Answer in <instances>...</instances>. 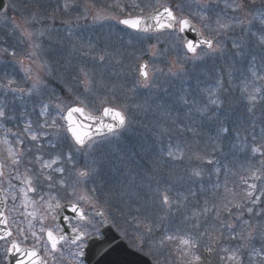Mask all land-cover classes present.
I'll return each mask as SVG.
<instances>
[{
  "label": "snow or ice",
  "instance_id": "snow-or-ice-1",
  "mask_svg": "<svg viewBox=\"0 0 264 264\" xmlns=\"http://www.w3.org/2000/svg\"><path fill=\"white\" fill-rule=\"evenodd\" d=\"M249 2L254 5L256 0H231V2L228 0H191L190 3L188 0H179V2L173 3H162L161 0H132V3L123 6L114 5V8H118L123 13L122 16L107 15L105 9H96L92 13L87 3L81 5L77 3V0H64L60 8L65 13L70 9L83 8V13L75 17L76 20L87 21L91 15L93 23L115 21L117 25L125 26L132 30L128 35L138 44L145 46L141 51L145 55L150 53L152 57L160 55V52L152 51V49L161 44L162 35L173 32L186 34L190 31L200 33V28H197L193 22L198 20L204 28L212 33V38L196 42L194 39L182 40L180 47L185 49V59H188V53H192L195 60L202 59L203 57L197 54V49L202 46L207 50L208 55H215L230 61L224 66V70L227 72V82H231L233 73L240 71L242 75L250 73L251 77L255 78L253 80L255 84L257 81L264 82V75L260 74L264 73V19H261L264 17V7L252 12L249 9ZM193 7L195 12L192 11ZM24 11L27 12V15L22 17L23 29L15 20H11L12 31L9 35L17 38L21 44L27 43L35 50L41 49L37 38L43 37L45 31L37 30L34 27L39 11L29 10L26 6H24ZM47 18L55 23L54 12ZM258 19L261 27L253 31V23ZM62 23L71 25L73 20H64ZM54 31H49V40L55 38ZM257 36L258 39L254 40L253 38ZM229 43L231 49L228 47ZM89 47L91 48L92 45L89 44ZM83 54L87 56L89 52L85 51ZM3 56L12 59L5 60ZM35 56L36 51H33L26 58L32 60ZM104 60L105 55L93 57L94 62H103ZM238 64L246 65V67L243 70L238 69ZM0 65H10L15 70L16 65L23 67L24 59L18 56L15 47L0 46ZM41 67L48 75L53 71L51 64L45 63ZM24 71L26 72L25 82H31L28 87L21 86L7 73L0 72V96L4 98L0 99V128L5 129V137L10 135L14 138V146L9 148L8 157L5 160H0V193L5 192L6 180L9 192L7 198L13 201L12 210H16L17 193H22L24 199L20 205L21 214L32 219H35V212L28 211L29 206L33 204V201L29 199V193L38 195L39 200L46 203L47 208L53 213V219L59 218L60 213L65 209H70L73 216L65 215L63 220L68 222L67 227L71 229V236L63 228L59 229V234H54L53 230L43 226L39 229L41 234H46L45 247L50 245L49 251L53 264L57 259L63 257L62 242L69 241L71 245L75 246V251L70 253L71 256L77 261V264H84L85 250L88 248L89 242L102 236L101 225L96 222V218L104 215L97 211L94 216L90 217L81 207L82 202H88L91 206L93 196L97 193V188H84V185L88 182L102 181L105 177L107 155L118 156L122 150L119 147L120 141L130 131H139L141 128L143 129L141 133L143 142L139 146V151H133H135V156L141 159H143L142 153L152 157L148 168L151 173L150 178L144 182L140 179L139 174H136L137 178L134 179V168L129 166L125 171V167H120L116 171L124 175L123 181L114 191L106 189L104 198L111 200L115 196L127 204L133 214L132 219L137 229L149 236L159 233L162 245L166 241H179V244L184 246L180 249L182 257L186 258L190 252L192 253V258L182 259L181 264H212L213 256L220 261L226 259L229 264H245L244 255L246 254L243 253L245 248L248 249V253L258 258L255 264H264V160H261L260 166L255 168L244 169V166L241 165L247 175H240L243 185L240 191L229 189L225 184L222 198L214 202L205 201L200 211L194 213L195 216L203 217V219H197L189 226L188 221L192 217L184 215L182 220H177L175 214L180 213L181 209L190 204V198L196 197L197 192L189 189L188 195H183L178 191L176 198L170 199L168 194L161 193V181L157 180V175L164 177V173L159 168V160L153 157L155 146L165 137H170L171 126L177 124V120L170 119L171 113L163 105L156 104L155 111L157 113L164 111L169 119L149 126L136 119L130 120L123 109L117 110L113 106L115 97L104 98L99 101L102 105L100 108L102 117H108L113 121L105 122L102 117L92 116L86 111L89 104L97 102L94 73L79 68L75 77L76 87H66L65 95L60 96L54 93L49 94L45 79L38 73H34L30 66ZM185 74L186 65L181 63L175 72L170 66L167 71L155 69L150 78L149 64L147 62L138 63L129 90L135 92L143 88L151 91L159 88L171 97L172 84ZM160 77H164V80L161 81ZM247 80L248 77L245 75V80L242 81L243 92L246 94L244 98L248 101L246 111L250 116L248 119L249 129L245 130L247 134L244 136H241L239 131L233 132V129L226 126L230 118L227 112L220 111L223 109L224 101L217 95V92L225 90L226 81L223 76L217 78L216 90L209 91L202 103L197 104L196 100L187 94L180 95L179 100L184 105H189L190 111L194 110L199 113L201 119L209 120L215 125V142L217 144L231 136L235 142L229 145L230 151L259 153L261 157H264V151H262L264 148V108H261L259 115L255 111L258 105H264V91H262L264 84L254 87L249 92ZM181 91H183L182 87ZM9 95L13 98L11 102L7 100ZM90 97L92 99H89ZM15 100H19L24 109L23 126L18 132H13L6 127L9 122L17 120V115L14 114ZM29 103L34 105L33 112H36L35 105L38 104L37 116L44 118L42 122H38L35 128L33 121L29 118L31 115L28 111ZM139 107L145 113L153 110V106L147 102ZM50 109H53L56 115L49 119ZM74 115L93 121L95 132L86 129L83 123L73 120ZM220 115L224 116L223 121H221ZM57 117L67 121L66 126L59 123ZM257 127H259L258 134ZM258 138L262 143L260 146H255ZM147 141L151 142V149L148 148ZM65 143L69 145L68 149L55 154L56 150ZM45 148L50 150L47 159H45ZM218 152L223 153V148L214 149L206 157H197L204 164L211 166L208 169V179H211L213 174L216 175L215 188L219 187V175L224 167L221 160L216 159ZM156 155L158 156V153ZM167 155L172 157L173 152L169 150ZM79 156L87 157L83 166L77 162ZM8 159H10V163L7 162ZM129 161L130 164H135V160L131 157H129ZM22 167L23 170H21ZM6 170L7 176L5 175ZM202 173L203 169L193 171L187 177L186 182L201 184ZM67 176H71L74 182L69 183L66 179ZM194 178L201 179L197 181ZM116 180L119 181V175ZM180 180L185 181V178L181 177ZM13 181L17 183H13ZM163 182L170 183L166 178ZM53 190H56L58 194L52 195ZM61 190L66 196L77 202L72 203L70 199L62 204L59 196ZM169 190L171 189H166V191ZM197 203L199 202L197 201ZM72 219H78L81 222V227L73 228ZM0 224L5 225V228L0 231V241L7 245L3 249L5 259L11 257V261H14L15 264H48L47 260L40 257L35 244L32 248L21 246L22 241L29 239V235L37 242L41 240V235L35 231L29 234L24 229L17 227V233H24L21 239L8 227L9 218L4 211H0ZM177 224L180 225L178 230L184 232V235L175 234L173 226ZM29 226H32L31 221H29ZM225 239L238 241V243L234 248L225 247L221 243ZM256 242L260 244L259 248L255 247ZM201 246L206 255L192 252L193 249L198 250ZM221 252L226 255L221 256ZM248 264H253L251 258L248 259Z\"/></svg>",
  "mask_w": 264,
  "mask_h": 264
},
{
  "label": "rangeland",
  "instance_id": "rangeland-1",
  "mask_svg": "<svg viewBox=\"0 0 264 264\" xmlns=\"http://www.w3.org/2000/svg\"><path fill=\"white\" fill-rule=\"evenodd\" d=\"M39 1L40 0H10L9 1V4H10L9 13L0 22V46L15 47L18 53V56L21 59H24V65L23 67H21L20 65H16L15 70H13V68L10 65L9 66L0 65V72L7 73V75L16 79L20 83L21 86L28 87L31 82L30 81L27 83L25 82L26 72L24 71V69L30 66L34 73H38L41 77L45 79L48 85L47 92L49 94L54 93L56 95L64 96L66 87H73V88L76 87L75 77L77 76L78 69L80 67L78 66V64L84 65V63H87L86 65H84V69L86 71H89L90 73H94L95 75L94 88H95V96H96L97 102L95 104H89L86 108V110L89 111L93 115H99L101 112L100 108L102 107V105L99 102L100 100L104 98H112V97H115V99L113 100V106H115L118 110L123 109V111L125 112V114L128 116L130 120L136 119L138 122H141L142 121L141 118L151 113L149 111L147 113L145 112L142 113L141 116H135L133 109L130 106L131 99L129 97V94L128 95L126 94V91L128 90V88H131L132 86V80H133V76L136 74L137 65L143 60L144 57H148V61L150 64L151 77L153 76L155 69H164L165 71H167L169 66L179 68L181 63L188 61V60H190V64H189L190 66H195V65L201 66V64L207 62L208 60H214L216 63V70L213 75L216 80L218 77H221V76L224 77V73L226 72L224 70V66L230 62L229 60L216 57L215 55L210 56L208 55L207 51H202L198 54L199 56L203 57L200 60H195L193 59V57L191 58L189 56H188V59H185V56H184L185 50L180 47L183 38L180 34H177L175 32L161 36V44L158 45L157 48L152 49V51L160 52V55H158L157 57H152L150 53L148 55H145L144 52L141 51L142 47L144 46H142L141 49L138 48L139 50L137 49L138 53H136L135 55H131V52L137 48L135 45V40L130 35L125 33L126 32L125 30H124V33L121 31L113 30V32L110 33L108 37H106L105 26L112 27L114 21L113 22L107 21V23L106 21L103 23L101 22L93 23L91 19V15H89V19L87 21L81 19L80 21L77 22L75 27L71 26L70 28H68L67 29L68 32L67 33L64 32L63 36H54L55 38L53 40H49L48 33L49 31L53 30L52 23H48L51 20L47 18L48 17L47 15L39 14L36 17L37 22L35 23L34 27L37 30L45 31V35L43 37L37 38V43L41 44V49L35 50L32 47H30L27 43L21 44L17 38H13L11 35H9L12 31L10 21L15 20L16 23L20 24L21 29H23L24 24H23L22 17L27 15V12L24 11V6H26V4H29V3L38 6ZM229 1L231 0H228V2ZM51 2L55 3V0H51ZM118 2L119 0L115 1V5L118 4ZM161 2L162 3H173V2H179V0H161ZM188 2L190 3L191 0H188ZM87 6L89 7L92 13H94L96 9H105V14L107 15H119V14L113 13V9L110 10L113 6V3H110L109 6L107 7L102 6L101 8L99 7L95 8L91 4H87ZM192 11L195 12L194 7ZM119 16H122V15H119ZM6 20L9 22L6 23L5 22ZM42 21L48 23V25L43 26ZM57 23L60 24L61 21H57ZM196 23L202 29L204 34L206 33L207 35L212 37V33L208 29L204 28L199 23L198 20ZM116 26L117 25H115V27ZM96 27H98L99 29L101 28L103 29L102 31L103 36L101 38L96 39L94 35L89 38H85V35H81L87 32H91L92 34H94ZM152 43H155V41H152ZM67 44H70L69 51L72 53L67 54V56H65L64 51L68 49ZM89 44L92 45L91 48L89 47ZM228 46H231V44L229 43ZM161 47L163 48L160 49ZM33 51H36V56L32 60L27 59L26 57L28 56V54ZM85 51H88L89 55L85 56L83 54ZM53 52H62L59 56H56L55 61H53V56H52ZM182 53L184 56L183 58L180 57ZM99 55H105V60L103 62H94L93 57H98ZM3 59L10 61L12 58L3 56ZM71 61H72L73 66L71 64ZM45 63L51 64L53 66V71L51 72L50 75L46 74L45 70L41 67V65ZM70 65L72 66V68L70 67ZM245 67L246 66H243L241 70H243ZM210 78L211 76H208L204 80V83H209ZM160 80L163 81L164 77H160ZM232 80L230 82V86L233 85ZM118 81H121V82L125 81V84L127 83L128 87L127 88L123 87L122 85L118 84ZM238 82H241V79H239ZM177 89H179V85H177ZM231 89L232 87H230V90ZM138 91L140 92L142 91V96H143L144 101L147 98H149L148 102L154 103L155 105L160 104V105H163L164 107L169 97L167 94L163 93V91L159 88L152 89L151 91L148 89L141 88L133 93L137 94ZM132 94L130 96H132ZM160 94L162 96L161 98L159 97ZM0 99H4V98L0 96ZM89 99H92V97H90ZM7 100L11 102L13 100L12 96L9 95L7 97ZM14 103H15V113L14 114L17 115V119H20L21 117L18 114L23 112L24 109L21 106V102L19 100H15ZM175 103H177V101H175ZM33 106H34L33 104L29 103L28 111L29 113H31L29 118L33 121V126L35 128V123L37 120L34 121L33 118L37 119V117H35L36 115L34 114L39 111V108H38L39 106H35L36 112L32 111ZM153 110H155V108H153ZM49 112H50L49 119L52 116L56 115L53 109H50ZM224 112H227V114L229 115L228 111L225 110ZM163 113L166 114L165 112H162L160 114H163ZM40 119H43V117H40ZM57 119L59 123L65 124L64 120H60L59 117H57ZM13 122H9L11 124L10 127H12L11 130L13 132H18V131H14V128L16 129L18 128V122L17 120ZM171 128H172V131H171L170 137L164 138V139H168L170 143H171V138H172L171 136L175 135L176 134L175 132H178V129H176L174 126H171ZM213 129H215V127H213V123L210 121L207 131L203 130L205 132V136L199 133V136H198L199 138L197 137V140L199 143L198 145H200V147L197 148L196 150L202 151L201 157L202 156L206 157V154H208L209 151H213L215 148L218 149V145H216L214 142H209L210 141L209 137H207V136L212 137ZM132 132L133 131H130L127 136H129ZM202 139H205L206 142H204ZM12 140H14L12 136L10 135L7 136L8 143L14 144ZM121 142L122 140L120 141V143ZM195 143H196V140H195ZM66 146H68V144H66ZM119 147L122 150L119 152L120 158L118 160H121V158L123 157V153H125L127 149L123 145H119ZM191 149H192V146H191ZM192 151H195V149H192ZM55 154H58V152L56 151ZM79 160L83 161V164H84V162L87 160V157L79 156L77 157V161ZM110 161L115 162V158L112 157V154L107 155L105 164ZM200 162H202V160L197 159V156L195 155L190 156V155H183V152L182 154L180 153V157L175 158L173 160L174 167L177 166L175 174H178V175L174 176V178L171 179L172 184L170 188L167 187L168 183L165 184L163 194H168L170 199H175L176 193L178 192L176 190L178 186L173 187V185L175 183H178L181 177H184L185 181L183 182L185 184L186 189H192L193 191H196L197 194L201 192L204 195H209L210 197L209 200L207 199L200 200L202 205H204L205 201L210 202V200H213L211 198L213 182H210V183L208 182L209 180L208 175H207L208 165L204 163L200 164ZM119 163L120 161H118V164ZM83 164L81 166H83ZM116 169H118V167ZM116 169L115 171H113L109 168L107 172L109 173V175L105 174V177L102 181L97 180L95 183L88 182L84 185V188L90 189V188L95 187L97 188V191H98L101 188H104L105 185L109 183V181L113 178L112 176L117 177L119 175V178L124 179V175L117 173ZM190 169H192V171ZM201 169H203V173H202L203 180L201 184L186 182L187 177L193 171L201 170ZM133 178L135 179L136 177L133 176ZM123 179L116 181V182L121 183ZM194 179H196L197 181H200L201 178H194ZM112 187L114 191L116 187L114 185H112ZM166 187L167 189H171V190L166 191ZM112 198H114V196ZM62 200L63 199L60 198V201ZM92 202H94L95 204L98 203L101 206L105 207L106 209H108V207L110 206L108 204L110 200H106L104 198V192H102L101 195L96 193L93 196ZM120 206L124 207V204H121ZM181 210L183 213H189L190 215H193L194 213L198 212V206L191 207L186 212L184 208ZM88 213L90 214L91 211L88 210ZM125 221L126 219H124L123 228L120 226H117L118 231H121V230L126 231V229H124ZM116 222H120V221L115 216V210H114L113 223L116 224ZM130 236L132 237H129L128 239L130 240L132 244L134 242L133 246L135 248L143 251L150 258L155 257L153 252L148 253V251H150L149 248L151 246L149 243H147V241L150 239L149 235L144 234L142 230L137 229L136 225H133L131 228ZM227 264H229V262H227Z\"/></svg>",
  "mask_w": 264,
  "mask_h": 264
},
{
  "label": "trees",
  "instance_id": "trees-1",
  "mask_svg": "<svg viewBox=\"0 0 264 264\" xmlns=\"http://www.w3.org/2000/svg\"><path fill=\"white\" fill-rule=\"evenodd\" d=\"M217 95L220 96V98H221L222 97V92H217ZM233 104H234V101H233ZM263 106L264 105H258L257 106V108L255 109V111L257 112V115H259V112H260V110H261V108ZM227 111H229V109H227ZM237 113H238V111L236 112V114ZM236 114L234 116H232V119L228 120L229 126L231 128H233V126L235 125V123H234L235 121L234 120H236L238 122V118L240 117L239 119H242L241 116H244L245 117V126L248 127L249 126L248 119H249L250 114H248L247 111H246V105H243L242 112L240 114H238V115H236ZM221 121H223V120H221ZM198 122H200L199 126L203 125V122L206 123L203 120H199ZM239 124H242V123H239ZM242 125H244V124H242ZM198 131H199V133L201 135L205 136V132L202 131L201 128L198 129ZM207 137H209V140H210L209 142H215V140L212 141L211 139H215L216 131L214 132V137H210V136H207ZM202 140L204 142H206L205 139H202ZM202 140H201V142H202ZM133 141H134V146H135L136 140L133 139ZM234 142L235 141L233 140V138L231 136H229V139L222 140L220 142V144L223 147L224 152L223 153H219L218 152L217 155H216V159L221 160V162H222L224 167H222L221 173L219 175V182H220L219 183V187L218 188L214 187V189H212L211 198L213 200H210V202H214V201L222 198V195H223L225 189L220 191L222 189L220 187H224L225 184H227V187L229 189H234L237 192L240 191V189L243 187V185H242V183L240 181V175H247V172L242 170L241 165L244 166V169H247L249 167L255 168V167H259L260 166V161L262 160V157L259 155V153L253 154L251 152L242 153V152H238V151H235V150H233V151L225 150L229 144L234 143ZM261 143L262 142L259 141V138H258L257 142L255 143V146H260ZM201 145H203V144H201ZM199 147H200V145L197 146V148H199ZM197 148H195V151L193 152V156L195 155V156L198 157V154H199V157H201L202 151L196 150ZM210 152H212V151H209V153ZM195 153H197V154H195ZM206 156H207V154H206ZM202 157H204V156H202ZM225 157H227V158H225ZM140 160L142 162H144V158L143 159L140 158ZM210 167L211 166H209L208 169ZM212 180H214L213 184L216 185L217 177H216L215 174H213ZM181 193L183 195H187L186 191H181ZM201 199L209 200L210 197H209V195H204L201 192H199L196 197L190 198L191 203L188 204L184 208L185 212L187 210H189L191 207H196V206H198V212H199L200 211L199 209H201V207L203 206L201 204V202H200ZM197 201L199 203H197ZM184 215H185V213H183L182 210H181L180 213L175 214V218L177 220H182V217ZM190 217H192V219L190 221H188L189 226L191 225V223L195 222V220H197V219H201L202 220L203 219V217H197L194 214L191 215ZM173 228H174V232H175L176 235H184V232L178 230L180 228L179 224L173 226ZM153 235L157 236L159 241L161 240V235L159 233H156V234H153ZM193 235H195V233H193ZM185 238H187V237H185ZM221 243H222V246H225V247L231 246L232 248H234L237 245L238 241H227L225 239ZM157 246H159V247H157L156 251L160 252L162 255H168L169 257H171L169 259H171L174 262L172 264H178L182 259L192 258V253L191 252L188 254V256L186 258L182 257L180 255V249H182L184 246L180 245L179 241H175V242H167L166 241L165 244H163V245L161 244V246L160 245H157ZM155 247H156V245H155ZM255 247L259 248L260 244L258 242H256L255 243ZM192 252H195L196 254H204V255H206V253H204V249H203L202 246L198 250L197 249H193ZM243 253H246V251L243 250ZM220 255L224 256L226 254L225 253L223 254V252H221ZM250 256H253L251 260L253 261V264H255V262L258 260V258L257 257L255 258L254 255H251L250 253L246 254L244 256L245 264H248L247 259ZM225 261H226V259H225ZM212 262H215L216 264H221V261L218 260L215 256H213Z\"/></svg>",
  "mask_w": 264,
  "mask_h": 264
},
{
  "label": "flooded vegetation",
  "instance_id": "flooded-vegetation-1",
  "mask_svg": "<svg viewBox=\"0 0 264 264\" xmlns=\"http://www.w3.org/2000/svg\"><path fill=\"white\" fill-rule=\"evenodd\" d=\"M13 146H14V144H9V143H8V145H1L0 146V149H1L0 160H5L8 157V150H9V148H11ZM7 162L10 163V159H8ZM21 170H23V167L21 168ZM5 175L7 176V170L5 171ZM13 183H17V182L13 181ZM4 187H5V192H3V193H4V196L6 199L5 214L9 218L8 227H10L12 229V231L14 233H16L17 236L21 237V239H22V236L24 233H17V227L24 229L26 233L30 234L32 231H35L40 235L39 222L40 221L47 222L49 220V216L46 214L47 212H49V209L45 205H43V201L39 200L38 195L29 193V199H31L33 201V204H31L29 206L28 211H34L35 212V219H32L31 217H27L25 215H22L21 214L22 210L20 208V205L23 202L24 197H23L22 193H17L18 198L15 201L16 210L13 211L12 210L13 209V201L10 198H7L9 196V192L7 190L6 180H5ZM41 216H42V219L40 218ZM29 221H31L32 226H29ZM53 222H54L55 226L57 225L60 228L59 218L54 219ZM71 225L73 228H80L81 222L78 219H72ZM54 232H55V234H59V231L55 230ZM45 242L46 241H44V240H40L37 242L34 238H32L29 235V239L27 241H22L21 246L32 247L35 244L36 248L40 250L42 257L46 258L44 255L47 252L50 253V251H49L50 247L49 246L45 247ZM62 246L64 248L63 257L58 259V264H77V261L74 260L70 254L71 252L75 251V246L71 245L70 241L64 242L62 244ZM4 264H8L7 259H5ZM84 264H86L85 260H84Z\"/></svg>",
  "mask_w": 264,
  "mask_h": 264
},
{
  "label": "water",
  "instance_id": "water-1",
  "mask_svg": "<svg viewBox=\"0 0 264 264\" xmlns=\"http://www.w3.org/2000/svg\"><path fill=\"white\" fill-rule=\"evenodd\" d=\"M6 5L0 0V14L5 10ZM186 39H194V42L202 40L199 33L190 31L184 34ZM102 117V115H101ZM105 122H113L108 117H102ZM73 120L83 123L85 128L95 132L94 122L73 116ZM102 241H91L86 253L87 264H152L147 258L128 249L127 245L106 226Z\"/></svg>",
  "mask_w": 264,
  "mask_h": 264
}]
</instances>
